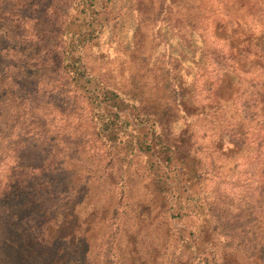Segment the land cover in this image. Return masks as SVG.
Returning <instances> with one entry per match:
<instances>
[{
	"label": "trees",
	"instance_id": "trees-1",
	"mask_svg": "<svg viewBox=\"0 0 264 264\" xmlns=\"http://www.w3.org/2000/svg\"><path fill=\"white\" fill-rule=\"evenodd\" d=\"M113 2L0 0V76L4 86L14 83L11 104L17 107L8 119L0 104V123L7 118V129L15 128L7 133L0 128V180L13 176L0 196V264H121L112 257L111 241L122 212L128 213L122 208L128 180L122 163L134 161L143 164L152 180L164 221L189 219L191 229L174 226L168 232L172 253L161 250L154 257L152 252L147 259L130 241L129 264H242V256L222 258V251L209 244L220 230L209 183L222 179L216 156L227 157L237 168L256 160L255 154L264 156L263 0L171 2L181 11L182 50L174 62L183 78L165 107L146 103L138 91L108 85L87 66L86 48L111 32ZM190 69L189 85L185 76ZM176 70L160 65L166 88L174 80L170 71ZM65 94L74 100L70 113L54 103L55 96ZM231 108L238 118L230 116ZM179 111L184 121L175 136L167 119ZM53 114L62 116L57 127L47 121L56 118ZM67 129L88 137L80 138L79 150L86 145L94 160L107 161L97 167L103 187L119 193L108 220L106 248L101 245L95 254L78 211L89 178L68 169L65 160L75 156H63L56 145ZM226 182L249 188L247 182H257V175L244 169L235 181ZM142 213L147 209L141 207L136 218L143 219ZM257 248L244 249L249 264H264V245ZM151 249L157 252L154 244Z\"/></svg>",
	"mask_w": 264,
	"mask_h": 264
},
{
	"label": "rangeland",
	"instance_id": "rangeland-1",
	"mask_svg": "<svg viewBox=\"0 0 264 264\" xmlns=\"http://www.w3.org/2000/svg\"><path fill=\"white\" fill-rule=\"evenodd\" d=\"M172 1L177 0H114L112 9L108 11L111 24L110 34L85 50L86 62L90 71L108 85L118 89L128 88L138 91L143 100L151 105L165 107L167 103L173 102L172 99L180 89L183 71L174 62L176 53L182 50V35L178 31L182 22H178L181 11L177 7V2L171 3ZM160 65L177 68L175 72L170 71L174 78V82L170 81L171 88H166L162 82ZM192 73L193 69H190L188 76H185L189 85ZM0 79V104L6 107L1 113L8 114L7 118L10 119V116L17 114L16 104H11L15 96L13 90L16 89L14 83L11 82L4 86L3 77L0 76ZM53 99L54 103L63 110H68L66 113L72 111L73 107L70 105L74 103V100L71 99V95L55 96ZM229 112L232 118H238L232 108ZM56 114H53L55 119L48 118L47 121L50 125L54 124L57 127L61 123L62 116ZM72 115L76 119L79 118L78 114ZM174 115L175 119L167 120L169 130L178 136L184 121L183 114L179 111ZM7 118L4 123H0L2 126L0 128L6 133L15 131V128L8 130L5 126ZM11 120L17 121V117ZM10 126L17 127V123ZM63 131L61 141L56 143L58 151L60 150L63 156L69 154L75 156L72 160H65L67 168L77 169L79 175L89 178V192L83 198L84 201L78 207V211L83 221L82 229L87 230L89 248L95 254L101 245L106 248L104 242L105 233L109 230L108 220L114 207L118 205L119 193L116 194V190L107 191L103 187L104 177L97 167L106 165L107 161L104 160L100 164L98 158L94 160L91 157L93 151L86 145L85 148L79 150L82 148H79L80 138L88 141V137L84 133L79 135L68 129ZM57 135H60L59 132H56ZM255 156L259 157L253 162H243L240 168H237L235 162L227 157L216 156V171L222 179L209 183V186L215 190L212 201L216 211L213 213L220 227L212 239H209V244L216 247L218 252L222 251V258L225 254L229 257L231 255L242 256L240 257L242 264H249L245 258L244 249L264 245V156L258 154ZM118 158L116 157L115 160ZM127 163H122L126 165L128 178L122 208H127L128 213L122 212L120 216L122 222L117 224L118 234L111 241L112 257L119 259L121 264H129L132 250L130 241H134L140 257L147 259L154 254V257L161 256L159 254L161 250L172 253L174 243L172 237L168 241V232L174 226L181 230L191 229L189 219H186V223L185 219L181 221L177 217L167 222L164 221L162 212L158 211L159 206L154 200L152 180L145 173L143 164L137 161ZM109 169L107 166L106 170ZM244 169L253 170L257 175V182H247L249 188L226 182L235 181L236 175ZM11 174H13L12 171ZM11 177L13 176L6 174L4 180H0V196L5 190L7 179ZM232 192H240V195L235 197ZM141 207L147 209V214L142 213L143 219H138L136 216ZM191 221L194 224L195 220L191 219ZM215 224L211 227L214 228ZM149 244H154L157 252L153 249L148 250ZM261 255L264 258L262 250ZM96 260H100L99 257H96ZM159 262L161 263V258Z\"/></svg>",
	"mask_w": 264,
	"mask_h": 264
}]
</instances>
